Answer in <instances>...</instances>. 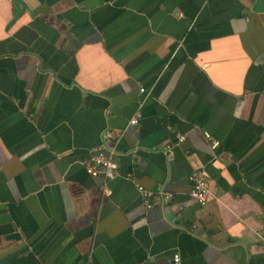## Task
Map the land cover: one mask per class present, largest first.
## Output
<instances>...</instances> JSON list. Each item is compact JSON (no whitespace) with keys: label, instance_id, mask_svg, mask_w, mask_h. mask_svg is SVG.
Wrapping results in <instances>:
<instances>
[{"label":"crops","instance_id":"1","mask_svg":"<svg viewBox=\"0 0 264 264\" xmlns=\"http://www.w3.org/2000/svg\"><path fill=\"white\" fill-rule=\"evenodd\" d=\"M105 142L108 195L83 163ZM173 254L264 264V0H0V264Z\"/></svg>","mask_w":264,"mask_h":264},{"label":"built area","instance_id":"2","mask_svg":"<svg viewBox=\"0 0 264 264\" xmlns=\"http://www.w3.org/2000/svg\"><path fill=\"white\" fill-rule=\"evenodd\" d=\"M140 92H144V88L140 87ZM142 102L139 104L141 106ZM142 118V112L138 109L134 115L129 119V125L135 126L138 124L140 119ZM103 139L104 141H108L113 137L112 132L107 129L103 132ZM204 137L210 140V147L211 149H215L219 141L216 139H210L211 136L208 132H204ZM185 135L178 134L177 135V142L180 143L184 141ZM169 149V147H167ZM85 171L89 175L93 176H102L104 179L102 190L103 192L108 195L111 193V190L107 186V181L112 179L116 173L118 164L115 158V151L113 147L108 146L105 142L103 145L94 149L91 153L89 158L83 162ZM189 180L191 182V189H190V196L195 199V201L200 206H205L209 202L210 198L212 197L211 187H210V179L205 175V173L201 170H193L189 174ZM137 191L140 193L141 197H143L144 204L146 207H151L154 204H157L160 199H158L154 191L143 187L140 184H136ZM171 197L170 193H164L162 197V202L164 203ZM173 264H178L180 262V257L178 254H173L172 257Z\"/></svg>","mask_w":264,"mask_h":264}]
</instances>
